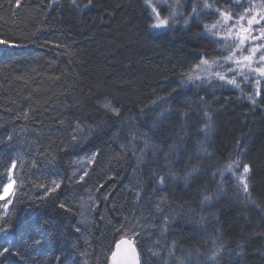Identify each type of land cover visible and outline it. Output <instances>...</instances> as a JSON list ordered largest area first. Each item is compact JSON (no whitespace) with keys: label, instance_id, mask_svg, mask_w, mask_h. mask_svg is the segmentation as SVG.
Instances as JSON below:
<instances>
[{"label":"trees","instance_id":"16d2710c","mask_svg":"<svg viewBox=\"0 0 264 264\" xmlns=\"http://www.w3.org/2000/svg\"><path fill=\"white\" fill-rule=\"evenodd\" d=\"M190 1L182 0L185 12ZM77 4L19 0L17 6L16 0H0V40L6 41L0 43V183L6 182L10 160L19 165L11 174L12 189L0 198V215L7 211L13 225L0 233V243L11 239L21 247L30 235L55 230L61 243L45 244L34 254L37 264H53L65 238L80 253L67 257L71 264H110L121 237L117 230L131 234L135 227L141 264H196L202 254H211L217 236L216 243L232 249L247 239L244 264H264L257 251L264 245V212L232 200L231 188L229 198L213 206L201 204L199 191L215 189L218 176L212 173L235 155L239 142L246 149L242 159L254 166L257 178L253 199L264 207V105L252 107L230 88L181 86L200 57L213 58L217 50L209 37L196 35L203 31L198 24L165 34L148 27L144 0ZM161 97L189 116L174 113L159 131L150 130L151 121L139 110ZM200 97L214 116L207 141L214 155L197 158V144L204 139ZM106 99L119 108V118L100 107ZM76 121L86 135L89 127L102 130L72 148L70 124ZM181 140L180 155L192 154L201 179L189 186L179 181L160 186L154 173L164 169L161 153ZM93 152L99 155L90 162ZM84 171L88 175L80 181ZM51 179L63 183L45 199L40 185ZM8 199L12 204L5 209ZM229 261L225 254L221 264Z\"/></svg>","mask_w":264,"mask_h":264},{"label":"snow or ice","instance_id":"6c2138e0","mask_svg":"<svg viewBox=\"0 0 264 264\" xmlns=\"http://www.w3.org/2000/svg\"><path fill=\"white\" fill-rule=\"evenodd\" d=\"M16 3L19 6V0H16ZM71 3L74 7H79L77 0H71ZM91 4L92 0H88L86 7H90ZM144 4L148 10L149 28L167 34V32L174 30L178 24L184 28L198 24L203 31L196 35L208 36L211 42L219 47L216 57L209 58L206 55L200 57L199 62L192 66L196 70V74L186 73L185 79L181 81L182 87L189 84L200 87L202 84L213 83L220 87L231 86L240 89L252 107L264 105V0H224V3H220L219 0H211V2L210 0H194L191 3L190 12L183 10L182 0H172L171 3L169 0H144ZM208 19H211L212 22L206 23L205 20ZM0 43H6V41L0 40ZM242 85L247 86L251 94L244 93ZM176 91L173 89V92ZM258 98L260 99L258 100ZM199 99L200 105L204 106L201 109L204 125L199 129L204 139L197 144L196 155L197 158L200 154L211 157L214 153L208 151L207 141L215 128L214 116L208 110L207 101L203 97ZM100 107L116 118L121 116L119 108L114 106L111 100L106 99ZM139 113L142 119L146 118L151 121L150 130L156 131H159L161 126L172 119L174 113L184 118L189 116L188 112L182 109L169 107L168 99L165 97L153 100L150 105L141 108ZM24 118H27V114H24ZM60 123L63 124L64 121H60ZM70 128L73 129L69 140V146L72 148H79L86 143L87 136L102 130L100 125L89 127L86 135L85 128L79 121L70 124ZM144 135L147 136L146 133ZM7 140L10 142L12 137L9 136ZM145 143L147 144V141ZM181 143L182 140L174 142L166 153H161L166 163L162 172L154 173L158 185L164 186L179 181L185 186H189L200 181L202 170L198 164L191 162L192 154L185 151L183 157L180 155ZM245 152L244 145L237 142L235 155L229 157L226 163L217 167L212 173L213 177L218 176L215 189L209 191L205 186L199 190L202 205L213 206L221 198L228 199V189L231 188L232 200L239 201L244 205L253 204L264 212V207L256 199H253L257 178L254 166L245 163L242 159ZM43 155L47 157V153ZM98 155V152H93L90 162H95ZM173 161L182 167H176V164L172 163ZM18 166L17 159L9 161L8 170L5 173L6 182L0 183V198H3L9 187L15 183L11 174ZM32 166L35 167L36 165L33 164ZM87 175V171H84L78 179L83 181ZM229 181H234V183L229 184ZM62 183V180L51 179L48 184H41L40 187L45 190L44 198L51 197L58 192ZM108 195L105 194V199L108 198ZM136 199H141L139 192L136 193ZM11 204V199L5 201V209ZM58 207L65 212L72 211L65 203H59ZM156 211H160L159 205H157ZM12 227L9 214L5 211L3 215H0V233L7 234ZM73 231L81 234V226H75ZM117 231L121 233V237L116 242V247L119 248L120 244L128 243L134 254L132 259L124 261L123 264H141L140 252L137 251L136 247L139 235L136 228H132L131 234H125L123 228ZM60 235L62 234H57L55 230L40 231L30 235L21 247H18L13 240L8 239L0 243V264H37L34 254L38 253L45 244H60ZM125 235H127V239H125ZM219 239L220 236H217L213 240L215 247L211 254H202L204 259H198L196 264H221L225 254L230 258L229 264H244L248 240L238 241L236 248L232 249L222 242L216 243V240ZM173 247H175L174 244ZM58 250L61 254L54 257L53 264H71L67 257L80 254L77 252V244L69 242L66 238L63 240V247ZM257 251L264 257V245ZM169 254L172 255V252L170 251ZM115 255L116 253L113 252V264H115ZM152 255H156V253H152ZM191 255L189 252L187 257L189 262ZM179 264H185V260H180Z\"/></svg>","mask_w":264,"mask_h":264},{"label":"water","instance_id":"95a60500","mask_svg":"<svg viewBox=\"0 0 264 264\" xmlns=\"http://www.w3.org/2000/svg\"><path fill=\"white\" fill-rule=\"evenodd\" d=\"M125 239H127V238H125ZM137 251H138V249H137ZM113 252L116 253L115 264H123L124 261L132 259L133 255H134L132 252V248L128 243L120 244L119 248H117L116 244H115L113 247V251L109 257V263L110 264H113V257H112ZM140 260H141V258H140Z\"/></svg>","mask_w":264,"mask_h":264},{"label":"rangeland","instance_id":"374dc122","mask_svg":"<svg viewBox=\"0 0 264 264\" xmlns=\"http://www.w3.org/2000/svg\"><path fill=\"white\" fill-rule=\"evenodd\" d=\"M222 1L224 2V0H222ZM169 2L171 3L172 0H169ZM190 2L192 3V2H194V0H191ZM187 3H188V2H187ZM191 3H190V6H189V9H188L187 12H190ZM206 21H207V23H211V22H212L211 19H210V20H209V19H208V20H205V22H206ZM178 26H182V25H180V24L176 25V27H178ZM154 31H156V32H162V31H160V30H154ZM207 37H208V36H207ZM218 52H219V47L217 46V50H215V52H214V54H215L214 57H216V56L218 55ZM214 57H213V58H214ZM192 74H196V70H195V69L193 70ZM190 85H191V84H189L188 86H190ZM201 86H203V87H205V88H207V89L212 88L213 90H215V89L219 90V89H222V88H230L231 90H233V91H235V92H238L239 95L242 96V99L245 100V101H247V100L244 98V94L241 92L240 89H236V88H233V87H231V86L220 87L219 85H217V84H215V83H213V84H202ZM242 87H243V89H244V93L251 94L250 91H249V88H248L247 86L242 85ZM248 102H249V101H248ZM11 189H12V188H11ZM2 199H3V198H2Z\"/></svg>","mask_w":264,"mask_h":264},{"label":"bare ground","instance_id":"6f19581e","mask_svg":"<svg viewBox=\"0 0 264 264\" xmlns=\"http://www.w3.org/2000/svg\"><path fill=\"white\" fill-rule=\"evenodd\" d=\"M11 190V186L9 187V190L8 191H10Z\"/></svg>","mask_w":264,"mask_h":264}]
</instances>
